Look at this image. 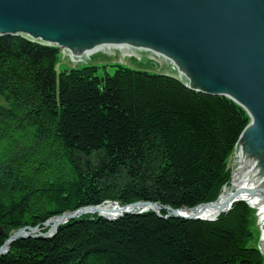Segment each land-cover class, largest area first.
Returning <instances> with one entry per match:
<instances>
[{"label": "trees", "instance_id": "obj_1", "mask_svg": "<svg viewBox=\"0 0 264 264\" xmlns=\"http://www.w3.org/2000/svg\"><path fill=\"white\" fill-rule=\"evenodd\" d=\"M57 54L0 36V245L22 226L106 198L176 208L217 193L248 121L240 106L145 70L56 73ZM163 213L86 215L53 237L16 240L0 264H263L247 246L249 209L235 205L214 222Z\"/></svg>", "mask_w": 264, "mask_h": 264}, {"label": "water", "instance_id": "obj_2", "mask_svg": "<svg viewBox=\"0 0 264 264\" xmlns=\"http://www.w3.org/2000/svg\"><path fill=\"white\" fill-rule=\"evenodd\" d=\"M17 33L33 42L63 45L61 50L74 64L119 49L123 60L151 61L154 68L197 91L228 96L239 104L248 122L225 169L234 162L246 168L241 174L238 168L231 170L235 171L231 176L244 175L243 182H249L245 191L258 201L252 226L264 264V0H0V35ZM110 204L125 210L107 220L140 211L120 202ZM152 204L151 209H158L161 203ZM107 205L92 206L84 215ZM195 206L187 211L165 208L171 215L200 219L186 214ZM65 217L76 216L56 217L49 230ZM37 230V226L18 229L0 246V255L17 239L45 235Z\"/></svg>", "mask_w": 264, "mask_h": 264}, {"label": "bare ground", "instance_id": "obj_3", "mask_svg": "<svg viewBox=\"0 0 264 264\" xmlns=\"http://www.w3.org/2000/svg\"><path fill=\"white\" fill-rule=\"evenodd\" d=\"M3 35H12V34H3ZM3 35H0V36H3ZM16 36H19V37H22L24 38L25 40H28L30 42L33 43V41L23 37L20 35V33H17V34H14ZM36 44H41V45H45L47 47H53L54 49H57L58 51V54L56 56V61L55 62V66L53 67V70H55L56 73H61L63 71H66L70 68H79L77 67V64H74V61L72 59H70L61 49L62 47L61 46H51L49 44H45V43H38V42H35ZM115 51L117 52H120L119 49H115ZM114 51V52H115ZM63 58H67L69 63L72 64V66L70 67H66V68H63L62 70H57V64L60 60H62ZM126 58L129 59V61H126ZM125 60L122 59V57H118L117 59L121 62H127L126 64L125 63H119V62H116L117 59H112V61H109L107 60L106 58L104 59L103 62H101L98 58H95L91 61H89L88 63L84 64L83 66H80V67H84V66H92V65H95L97 68L99 67H103V68H106L107 66H112V67H117V66H121L123 67L124 69H130L132 71L134 70H141V69H136V68H132L131 66H129V64H132L136 61H133V59L129 58V57H126ZM90 62H98V63H102L100 66L98 64H91ZM140 63V62H139ZM143 64H146V62H142ZM148 64H146L147 66ZM150 66V65H148ZM152 67L155 71H147L149 73H159L161 75H168L167 71L164 70V69H158V68H154L153 66H150ZM115 70V69H114ZM114 73V72H113ZM112 73V74H113ZM98 75V73H97ZM170 76V75H168ZM181 82V81H180ZM182 83V82H181ZM186 88L190 89V90H193V91H197V88L194 89L192 87H189L187 85H185L184 83H182ZM198 92H201V93H204V94H207V95H212V94H208L206 92H202V91H199ZM217 95H220V94H217ZM221 96H224V95H221ZM227 98H229L230 100L234 101L233 99H231L230 97L228 96H225ZM235 102V101H234ZM236 103V102H235ZM237 104V103H236ZM238 106H240L239 104H237ZM241 107V106H240ZM242 108V107H241ZM243 109V108H242ZM244 112H246L244 109H243ZM248 122V121H247ZM247 124V123H246ZM245 127V126H244ZM244 129V128H243ZM242 132V131H241ZM228 159V158H227ZM238 168V174H241V173H244L245 171V167L243 164H240L239 167H238V162H235L234 164V168L233 170H237ZM235 173V171H232V175ZM233 176H231V181H230V185L226 184V182L224 180H222L220 182L221 183H225L224 185V191L221 193L220 197L216 200H212V201H215L217 203H207V204H203V205H200V206H195L192 210H190L188 213H186L187 215H197L198 217H201L202 219H205L207 222H214V221H217L219 219V217L223 214L226 215V213H228L229 211L232 210V208L236 205L238 207H245L247 209H249L251 211V209L253 208H256V206L258 205V201L257 199H255L253 196L251 195H248L247 191H245L248 186H249V182H243V178H244V175H239L235 178H233ZM219 184V185H220ZM230 186V187H229ZM217 188V187H216ZM220 188V187H218ZM217 188V189H218ZM215 190V189H214ZM245 191L244 193H242L240 196H237V197H234V198H229V199H226L232 195H235V194H239L241 192ZM224 199V200H223ZM221 200V201H220ZM144 200H135V201H131L132 204L129 205V202H124V205H125V208L126 209H133L135 208L134 210H140V211H134L137 215H143V214H149V213H154V214H158L160 215L161 214V211L157 209V207L153 206L152 209L150 208L152 205H147L145 202H143ZM146 201H149L150 203H156L155 201H150V200H146ZM210 201V202H212ZM219 201V202H218ZM111 202H106L104 204H108L104 210H100V211H94V212H97L98 214V218H103L105 220H107L108 218H112V217H115V215H117L118 212H120L121 210H123V208H120L116 205H113V204H110ZM113 203V202H112ZM100 205V204H99ZM102 205V204H101ZM241 205V206H240ZM133 207V208H132ZM145 207V208H144ZM150 208V209H149ZM173 208V207H171ZM192 208V207H191ZM89 208L87 209H79L75 212V218L77 221L81 220L83 216H85L84 214L86 213V211L88 210ZM148 209V210H147ZM173 209H182V207H176V208H173ZM107 210V211H106ZM125 210V209H124ZM123 210V211H124ZM145 210V211H144ZM166 210V209H165ZM164 210V211H165ZM122 211V212H123ZM185 211H180L179 213H184ZM83 213V214H82ZM169 212H165L163 214H167V216H170L168 214ZM178 213V214H179ZM82 214V215H81ZM134 214V215H136ZM186 214H181V215H186ZM180 216V215H179ZM166 217V215L164 216ZM171 217H176L174 215H172ZM47 218L45 221H43L41 224H43L44 222L46 223L45 226H49V229L52 228L54 225H56V222H57V218H53V219H49ZM168 219V218H167ZM180 219V218H179ZM182 219V218H181ZM118 220V219H117ZM72 221H74L72 218H68V217H65V219H62L60 222H59V225L56 226L55 230H49L50 232H47L48 230H44V231H41V233H45L44 236H40V237H36V238H49V237H53L56 232L58 231L59 228H61L62 226H67V224L71 223ZM253 224L255 223V221H253ZM252 222H250L248 224V226H252ZM39 225L38 229H43L44 227L42 225ZM36 226V225H35ZM35 226H29V225H25V226H22V228L26 229L27 227H32L34 228ZM2 228H0L1 230ZM252 230V229H251ZM26 231L27 233V230H24V232ZM253 231H251L252 233ZM27 236V235H26ZM252 235H249L248 238L250 240ZM36 238H33V239H36ZM25 239V238H24ZM247 246H249V243L247 244ZM250 247V246H249ZM254 248V247H253ZM8 251L5 252V255Z\"/></svg>", "mask_w": 264, "mask_h": 264}, {"label": "rangeland", "instance_id": "obj_4", "mask_svg": "<svg viewBox=\"0 0 264 264\" xmlns=\"http://www.w3.org/2000/svg\"><path fill=\"white\" fill-rule=\"evenodd\" d=\"M35 43V42H34ZM45 46V45H44ZM51 46H54V45H51ZM61 46V45H60ZM63 46V45H62ZM61 46V47H62ZM121 56V54H120V52H117V51H115L114 53H111V54H109L108 56H106V57H99L98 59L101 61V62H103L104 61V59L106 58L107 60H109V61H112V59H117L118 57H120ZM126 61H129V59L128 58H126ZM116 62H119V63H127V62H121V61H119L118 59H117V61ZM91 64H98L99 66L102 64V63H98V62H90ZM73 64V63H72ZM72 64H70L69 63V61H68V59L67 58H63L62 60H60L59 62H58V64H57V70H62L63 68H66V67H70V66H72ZM146 64H148V65H150V66H154V63L153 62H151V61H147L146 62ZM146 64H143L142 62H134V63H132V64H129V66H131L132 68H136V69H141V70H147V71H155L152 67H150V66H146ZM84 64H80V63H78L77 64V67H80V66H83ZM114 69H115V67H112V66H107L106 68H103V67H99V68H97V73H98V75H104L106 72L108 73V74H112L113 72H114ZM247 114V113H246ZM248 117V116H247ZM229 162V157H228V159L226 160V164ZM234 164H235V162L234 163H232V164H230L229 166H227V168H226V170L229 172V173H227V177H228V179H231V175H232V171L231 170H233V168H234ZM231 171V172H230ZM230 176V177H229ZM228 179H226L225 180V182H226V184H228V185H230V181L231 180H228ZM224 185H225V183L223 182L219 187V190L217 191V193H213L212 195H210V198L208 199V200H206L207 202H210V201H212V200H216V199H218L219 197H220V195H221V193L224 191ZM230 187V186H229ZM114 193H113V195L111 196V197H114ZM106 202H118L117 200H115V199H113V198H106V199H104L103 201H101L100 203H98V204H88V205H84V206H81V207H83V208H85V209H87V208H90V207H92V206H100L101 204H104V203H106ZM143 202H146V203H148V204H151V205H153L152 203H150L149 201H146V200H144ZM156 203H160V202H158V201H155ZM100 204V205H99ZM132 204V202H129V205H131ZM203 204H207V203H199V204H197V206H200V205H203ZM160 207L158 208V210H165L166 208V206H170L169 204H163V203H161V204H158ZM81 207H79V208H81ZM170 207H172V206H170ZM79 208H77V209H74V210H71V211H64V212H62V213H59V214H54V215H51L50 217H49V219H53V218H56V217H58V216H61V215H63V214H68V213H75ZM133 208V207H132ZM182 208H187L186 209V211L188 210V209H190L191 207H182ZM135 208H133V209H129V210H134ZM254 209L255 208H253V209H251V213H253L254 212ZM192 210V209H191ZM167 210H165V212H166ZM168 212V211H167ZM83 214V213H82ZM81 214V215H82ZM134 214H136L134 211H129L128 213H123L122 214V216L121 217H119L118 218V220L119 219H121V218H123L124 216H127V215H134ZM169 214V213H168ZM76 215V214H75ZM87 216H88V218H91V217H94V216H98V214H97V212H91V213H88V214H86ZM85 215V216H86ZM137 215V214H136ZM158 217H161V215H158V214H156ZM170 216H167V214H166V217H164V216H162V218L163 219H167V218H176V219H183V220H190V221H193V220H199V221H206L205 219H202V218H200V219H198V218H185V217H180L179 215H174V216H176V217H171L172 215L171 214H169ZM252 216H253V214H252ZM48 219V220H49ZM73 220H74V218H72ZM105 220V219H104ZM106 221H109V222H113V221H116V220H106ZM253 221H254V219H253ZM45 223V222H44ZM41 224V223H40ZM40 224H37L36 226L37 227H39V225ZM255 224V223H254ZM253 224V222H252V225H254ZM44 228L43 229H38L37 231H36V234L38 233V232H41V231H44V230H48L49 229V226H45V224H41ZM35 226V227H36ZM20 228H22V227H20ZM20 228H18V229H20ZM18 229H16V230H14L13 232H11L10 234H9V236H7V238H9L14 232H16ZM252 229V230H251ZM250 230L251 231H253L252 233H251V238H250V240H249V246L251 247V248H253L254 247V249H255V251L258 253V255L261 257V260L263 259V255H262V253L259 251V248H258V245H257V239L259 238V236H258V234H256V226H251L250 227ZM1 231H2V229H1ZM1 235H4V231H2V234ZM7 238H5V240L7 239ZM4 240V241H5ZM18 240V239H17ZM4 241H3V243H4ZM16 241V240H15ZM15 241H13L11 244H13ZM2 243V244H3ZM10 244V245H11ZM1 246V245H0ZM9 249H10V246H9ZM9 249L7 250V251H9Z\"/></svg>", "mask_w": 264, "mask_h": 264}]
</instances>
